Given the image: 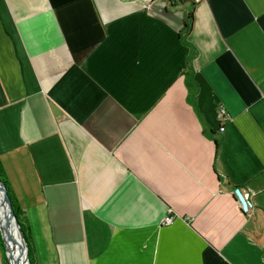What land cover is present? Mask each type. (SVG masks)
I'll use <instances>...</instances> for the list:
<instances>
[{"label": "crops", "instance_id": "1", "mask_svg": "<svg viewBox=\"0 0 264 264\" xmlns=\"http://www.w3.org/2000/svg\"><path fill=\"white\" fill-rule=\"evenodd\" d=\"M193 1L0 0V165L34 264H264V0Z\"/></svg>", "mask_w": 264, "mask_h": 264}, {"label": "trees", "instance_id": "2", "mask_svg": "<svg viewBox=\"0 0 264 264\" xmlns=\"http://www.w3.org/2000/svg\"><path fill=\"white\" fill-rule=\"evenodd\" d=\"M166 4H167V8L170 10L174 7H176L177 5H181V4H185V3H190L191 6H194V1L193 0H165ZM192 18H193V13L192 11L189 12L184 20V25H183V31L185 32V34H187L192 26ZM192 96L194 95V93L191 91ZM0 182L5 186L7 194L11 200V204H12V208L14 211V214L16 216V219L20 225V228L24 234L25 240L27 242L28 245V259H29V264H34V260H33V253H32V247H31V240H30V236L28 234V228L26 226V222L23 220L24 217L21 214L20 210L18 209L16 203H15V199L12 195L10 186L6 180L5 174L1 168L0 165ZM0 251H1V255H2V259H3V264H8L6 258H5V252H4V247H3V242L0 236Z\"/></svg>", "mask_w": 264, "mask_h": 264}, {"label": "water", "instance_id": "3", "mask_svg": "<svg viewBox=\"0 0 264 264\" xmlns=\"http://www.w3.org/2000/svg\"><path fill=\"white\" fill-rule=\"evenodd\" d=\"M0 194H1V205L3 206V210L6 213L9 223H10V234L11 237L16 240L15 242L18 243V247L20 249V257L18 264H29L28 259V245L25 240L24 234L20 228V225L16 219V216L14 214L11 200L7 194L5 186L0 182ZM0 236L3 242L4 252H5V258L8 262V264H14L10 257L8 256L7 252V244H6V238L3 233V229L0 222Z\"/></svg>", "mask_w": 264, "mask_h": 264}, {"label": "built area", "instance_id": "4", "mask_svg": "<svg viewBox=\"0 0 264 264\" xmlns=\"http://www.w3.org/2000/svg\"><path fill=\"white\" fill-rule=\"evenodd\" d=\"M165 2V0H163ZM166 3V2H165ZM217 119L222 123L225 122L229 119V116L227 115L226 111L223 108H220L217 114ZM220 131H223V128H220ZM242 197H240L236 191L232 192V196L237 204V207L240 212L242 213H250L254 209V205L252 202V198L254 196V193L247 189V188H242L241 190ZM175 220V216L169 212V214L161 220V225L162 226H170L173 224Z\"/></svg>", "mask_w": 264, "mask_h": 264}, {"label": "bare ground", "instance_id": "5", "mask_svg": "<svg viewBox=\"0 0 264 264\" xmlns=\"http://www.w3.org/2000/svg\"><path fill=\"white\" fill-rule=\"evenodd\" d=\"M0 201H1V194H0ZM0 222L4 236L6 238L8 256L10 257V260L14 264H18L20 257V252H19L20 249L18 247V243L15 242L16 240H14L11 237L9 219L3 210V206L1 205V202H0Z\"/></svg>", "mask_w": 264, "mask_h": 264}]
</instances>
